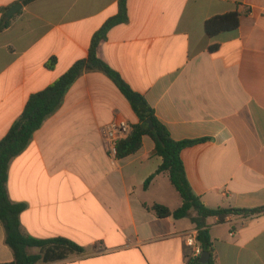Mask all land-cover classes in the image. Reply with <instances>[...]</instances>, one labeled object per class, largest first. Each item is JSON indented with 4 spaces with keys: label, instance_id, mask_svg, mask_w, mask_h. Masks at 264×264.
Segmentation results:
<instances>
[{
    "label": "crops",
    "instance_id": "obj_1",
    "mask_svg": "<svg viewBox=\"0 0 264 264\" xmlns=\"http://www.w3.org/2000/svg\"><path fill=\"white\" fill-rule=\"evenodd\" d=\"M118 1L36 0L12 17L0 33V140L33 94L87 57ZM19 2L0 0V18ZM128 7V23L110 30L99 58L145 97L173 139L209 138L182 152L208 208L264 206V0H129ZM233 11L241 13L237 30L207 34V20ZM119 117L138 123L110 78L85 71L11 161L8 194L26 205L22 231L84 248L42 264H193L201 256L187 244L197 238L189 218H159L151 209L182 205L167 173L144 187L162 164L152 138L132 155L110 156L102 130ZM207 224L217 264H264V212ZM13 260L0 221V263Z\"/></svg>",
    "mask_w": 264,
    "mask_h": 264
},
{
    "label": "trees",
    "instance_id": "obj_2",
    "mask_svg": "<svg viewBox=\"0 0 264 264\" xmlns=\"http://www.w3.org/2000/svg\"><path fill=\"white\" fill-rule=\"evenodd\" d=\"M36 0H21L24 6ZM129 0H119L117 13L109 18L94 34L86 58L75 62L62 76L44 90L33 94L26 103L20 118L14 123L6 136L0 140V221L5 230V242L13 251L14 260L0 264H42L54 263L66 259L70 254L83 253L84 248L77 243L62 237L39 239L25 234L21 228L20 216L26 209L24 203H13L8 194L9 165L11 161L23 153L29 146L34 134L43 126L44 122L61 106L70 87L85 71H99L110 78L131 106L138 118L133 124L132 133L117 146V158H125L136 153L142 146L144 136L152 138L155 144V154L162 158V164L157 171L146 181L147 188L156 175L167 173L171 184L179 193L182 205L171 210L162 204H154L152 210L159 218H173L180 220L189 218L197 229V243L201 252L210 254L209 261L204 264H217L214 242L210 233L207 219L217 217L223 222L229 216H250L264 212V206L254 209L238 208H208L201 197L194 193L187 175L182 152L191 146L203 143L209 138L196 140H175L168 128L159 121L154 110L145 97L136 92L110 65L98 56L100 43L107 39V35L114 27L128 23ZM9 8H4L0 18V33L7 29L12 18L6 17ZM241 13L233 11L217 15L207 20L205 29L209 36L224 32L235 31L240 25ZM218 45L211 46V50L218 49ZM57 63L53 57L47 63L48 69H54ZM151 120L153 128L148 123ZM31 248H38V254H31ZM196 258L193 264L199 263Z\"/></svg>",
    "mask_w": 264,
    "mask_h": 264
},
{
    "label": "built area",
    "instance_id": "obj_3",
    "mask_svg": "<svg viewBox=\"0 0 264 264\" xmlns=\"http://www.w3.org/2000/svg\"><path fill=\"white\" fill-rule=\"evenodd\" d=\"M132 130V124L123 117L114 119L103 128V139L112 158L117 159L118 143L127 139L132 133ZM187 244L190 246H196L198 255L200 256V254H202L195 236H187Z\"/></svg>",
    "mask_w": 264,
    "mask_h": 264
},
{
    "label": "water",
    "instance_id": "obj_4",
    "mask_svg": "<svg viewBox=\"0 0 264 264\" xmlns=\"http://www.w3.org/2000/svg\"><path fill=\"white\" fill-rule=\"evenodd\" d=\"M23 4L22 3H17L15 5H13L6 14V17L8 19H11L20 9H22ZM149 126L152 129L153 128V123L151 120H148ZM210 258V254L207 252H203L199 258V263L204 264L207 263L209 261Z\"/></svg>",
    "mask_w": 264,
    "mask_h": 264
}]
</instances>
